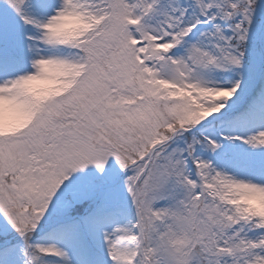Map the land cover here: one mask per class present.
<instances>
[{
  "label": "snow or ice",
  "instance_id": "6c2138e0",
  "mask_svg": "<svg viewBox=\"0 0 264 264\" xmlns=\"http://www.w3.org/2000/svg\"><path fill=\"white\" fill-rule=\"evenodd\" d=\"M0 264H264V0H0Z\"/></svg>",
  "mask_w": 264,
  "mask_h": 264
}]
</instances>
